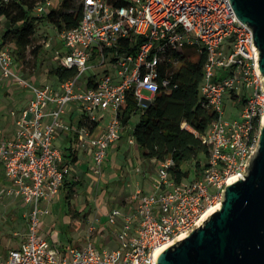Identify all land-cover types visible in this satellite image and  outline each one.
<instances>
[{
	"label": "built area",
	"instance_id": "built-area-1",
	"mask_svg": "<svg viewBox=\"0 0 264 264\" xmlns=\"http://www.w3.org/2000/svg\"><path fill=\"white\" fill-rule=\"evenodd\" d=\"M127 1L113 6L108 0H82L79 26L58 32L61 46L52 58L53 68H74L77 75L57 87L30 84L19 71L22 67L14 66L12 50L0 49L2 78L34 96L23 111H11L16 128L12 137L0 127V165L10 183L8 195L30 208L25 240L0 264H157L160 250L193 232L208 210L222 205L228 181L247 174L264 120L263 76L256 63L259 51L253 46L252 30L238 19L229 0ZM52 8V1L45 0L34 15L43 16ZM126 39L138 43L135 53L118 52ZM44 44L48 50L47 37ZM188 47L206 55L200 103L216 116L202 137L210 154L200 177L177 183L170 172L174 161L168 159L158 165L153 192L137 191L134 212L113 209L109 213L113 227L123 220L114 233L118 248L100 250L91 237L83 247L62 251L52 247L40 235V219L51 213L72 161L55 145L59 132L73 134L87 147L93 173L101 175L109 151L122 139L119 113L128 97L143 108L150 105L160 88L170 85L161 76L167 55ZM92 62L96 65L90 66ZM107 62L116 66L114 76L96 77L93 87L80 85L90 67ZM226 96L243 105L238 118L225 119ZM70 106L75 115L71 124L66 121ZM104 112L112 117L100 136L93 137L89 127L79 126L80 120L101 125ZM183 128L192 130L187 123ZM130 144H136L132 136Z\"/></svg>",
	"mask_w": 264,
	"mask_h": 264
},
{
	"label": "trees",
	"instance_id": "trees-1",
	"mask_svg": "<svg viewBox=\"0 0 264 264\" xmlns=\"http://www.w3.org/2000/svg\"><path fill=\"white\" fill-rule=\"evenodd\" d=\"M42 2L45 0H0V17L8 23V28L0 40V49L13 45L14 49L11 50L18 64L25 66L30 53L34 58L39 57L41 46L35 47L31 52L38 30L37 21H46L60 32L77 28L83 18L82 2L74 5L73 0H62L59 9L54 8L43 16H35L37 5ZM108 2L113 6H124L128 3L127 0ZM137 49L138 43L126 39L123 47L118 48V52L135 53ZM195 54L197 55L196 51L186 49L168 54L162 65L161 76L167 77L170 85L161 87L152 103L145 108L141 107L134 97H128L119 113L123 132L128 129L133 117L139 116V121L130 135L135 139L140 156L146 160H155L158 164L172 159L174 167L170 170L171 177L177 183L190 179L192 173L194 179L200 177L203 164L207 162L210 154V148L202 137L216 119V116L204 109L200 103L206 55L198 54L199 57L195 60ZM95 56L97 54L94 58ZM115 60V57L111 58V62ZM49 74L56 78L58 83H62L74 78L77 70L52 68ZM95 80L96 76L89 77L87 86H95ZM184 123L198 135L183 128ZM79 126H86L95 131L100 122L80 120ZM64 156L74 163L78 158L77 151L73 148L67 149ZM79 185L78 182H65L64 187L71 195Z\"/></svg>",
	"mask_w": 264,
	"mask_h": 264
},
{
	"label": "crops",
	"instance_id": "crops-1",
	"mask_svg": "<svg viewBox=\"0 0 264 264\" xmlns=\"http://www.w3.org/2000/svg\"><path fill=\"white\" fill-rule=\"evenodd\" d=\"M52 5H53L52 9L54 8L59 9L60 7L59 5V7L56 8L53 2ZM0 23L2 24L0 26V28H2L0 30V40H1L5 30L8 28V23L2 17H0ZM46 37L47 36L45 35V39ZM23 67L21 68V70L19 69V71H22ZM52 68L53 66L52 67L50 66V69ZM29 76L31 77V79H35L36 86L47 85L44 80V76H41L39 74L38 69H36L34 76L31 75ZM57 84L58 82L56 80V83L51 85L57 87ZM23 89L24 88L20 87L18 84L14 83L10 79H3L0 71V124L4 125L5 127L4 130L7 133L12 129L13 131L15 130V126L12 124L13 123L12 117H11L12 123L11 121H7L9 110L13 108L11 106H8V103L9 102L11 103L12 100L11 98L13 97L14 94H17L18 92H20V90ZM24 90H29V89H24ZM30 92L31 93L29 98L24 99L22 94L21 95L22 98L20 99L19 96L18 97L19 100L15 101V103L17 104V108L15 109H17V111H23L25 108L28 107L30 101L34 97L33 92L32 91ZM1 102H4V104H1ZM73 110H74L73 106H70L68 108L69 115L66 118V121L68 123H70L69 121L71 119L75 118V115L74 116L72 115ZM111 117L112 115L110 112L105 113L106 121L103 124H101L95 131H93V137H98L102 134L105 125L111 119ZM8 123L12 124L11 128L7 127ZM131 132L132 129L123 132L121 141L111 148V150L108 153L106 164L103 168V172L101 175H95L93 173V160L90 157L87 147L80 145L77 137H75L73 134L59 132L55 140L56 147L60 148L64 153L66 152L67 149L70 148H73L74 150L77 151V157H78L77 161L75 163L73 162V160L71 161V164L69 165L70 173L67 176V181H66L67 184L76 183V182L80 183L79 187L76 188L82 190L80 196H77L76 199L74 198L71 199V202L69 204L70 208L75 213H78L80 216H84L85 214H88V211L89 213H91L95 209V207L92 206L93 202L98 203L102 201L103 205H101L100 211L103 213V215H105V218L107 217L106 218L107 220L109 213L113 209H120L125 213L134 212L138 206V203L134 201L135 195L138 190H141L144 193L153 192L155 180L157 179V168L159 164L155 160H146L143 159L141 156L140 159L142 160L139 161V159L136 158V164L134 163V159L130 158L129 152L127 151L131 148V146L137 145V144L135 145L130 144ZM7 133L6 135L8 136ZM127 138H128V143L126 142ZM136 150H138V147L136 148ZM129 159L132 162H130ZM146 161L148 162V165H146L147 164ZM144 165H146V168L143 171L141 167ZM0 184L7 185L5 186V188L6 187L8 188L10 186V183L6 180L4 169L2 168L1 165H0ZM97 189L99 190L98 194L96 193ZM66 191H68V189H65V187L63 186L60 193L53 200V203L51 205V213L47 216L42 217L43 221L40 223L41 231L43 230L46 233L44 234L47 236L45 238L48 240V242L52 247L57 248L59 251L72 248L68 246L67 243L64 242V240L62 241L60 239L59 234L55 232L58 226L60 227V229L64 228L69 224L70 226H73L72 219L69 216V214H65L62 218V223L60 222L59 214L61 212L59 211L61 210V205L68 203L71 196L68 193H66ZM13 198L15 202L18 201L24 208L30 210L29 206L27 205L25 206L22 203L21 199L15 197ZM104 205H105V210H102ZM119 224L120 226L115 227L114 230L110 229V232H112L113 236L114 233L117 232L120 229L121 225L123 224L122 219L119 220ZM94 228L100 229L101 225L99 224L98 227H94ZM99 233H102V235L104 234L107 235L108 230L104 226L103 228H101ZM26 236H27V228H26V233H24L23 236H21L22 242L25 240ZM89 238L90 235L86 236L85 243L82 246H84L89 242L88 240ZM92 241H94L95 244L97 243L95 239H92ZM113 242L119 245V242L115 236ZM82 246H78V247H82Z\"/></svg>",
	"mask_w": 264,
	"mask_h": 264
},
{
	"label": "water",
	"instance_id": "water-1",
	"mask_svg": "<svg viewBox=\"0 0 264 264\" xmlns=\"http://www.w3.org/2000/svg\"><path fill=\"white\" fill-rule=\"evenodd\" d=\"M253 32L264 87V0H229ZM243 179L228 181L222 205L156 257L157 264H264V120Z\"/></svg>",
	"mask_w": 264,
	"mask_h": 264
},
{
	"label": "rangeland",
	"instance_id": "rangeland-1",
	"mask_svg": "<svg viewBox=\"0 0 264 264\" xmlns=\"http://www.w3.org/2000/svg\"><path fill=\"white\" fill-rule=\"evenodd\" d=\"M56 8L59 7L60 3H62V0H51ZM74 1V5H79L82 0H73ZM37 16V15H35ZM2 24L0 23V26ZM37 34L35 37V42H34V46L31 48V52L32 50L35 49V47L37 46H41L42 50L39 54L38 58H34L33 55L30 53L28 58H27V63L25 65V67H23L24 65L22 63L20 64V67H23L21 73L23 74V76L27 79V81L30 84L35 85L36 81L35 79H31V76H34L36 69H38L39 74L41 76H44V80L46 82V84L51 85L56 83V78H54L53 76H50L49 71L50 66L52 67L53 65V60L52 58L54 57V52L56 51V48H59L61 46V40L59 38V33L57 31V29L50 23L44 21V22H40L37 21ZM2 28H0L1 30ZM45 35L47 36V39L50 43V47L48 48V50L45 48ZM8 47L10 49H14L13 45H8ZM47 50V51H46ZM186 50L188 51H196L195 48L193 47H188ZM197 53V52H196ZM48 57V58H46ZM198 53L197 55H193V58L195 60L198 59ZM16 62V61H15ZM16 64H18L17 62L14 64V66L16 67ZM96 65V62H92L90 64V66ZM50 69V70H49ZM115 69L116 66L112 63L107 62L104 65H100L97 67H90L88 69V71L84 74V76L81 78V80L79 81L80 85L82 87H86L87 86V79L89 77L92 76H96L98 78H102L104 77L106 74H110L111 76L115 75ZM15 70V69H14ZM21 70V69H20ZM30 91L29 90H20V92H18L17 94H14L13 97L11 98V103H8V106L13 107L12 109L9 110V115L7 117V121H11L12 123V119H11V111L15 110L17 111V104L15 103V101H18V97L20 96V99L22 98L21 95L23 94V98H29L30 97ZM1 104H4V102H1ZM11 104V105H10ZM16 104V105H15ZM7 105V104H6ZM243 107V105H239L237 102L232 101L230 96H226L225 97V119L226 120H232L234 118H238V113L239 110ZM19 112V111H17ZM105 113V112H104ZM101 113H98V115H100ZM80 116V114H79ZM106 121V119H104ZM101 121V124H103L105 121ZM139 121V116H135L133 117V119L131 120V123L127 129H133V127L135 126V124ZM14 125V123H12ZM12 124L8 123V128H11ZM1 128L5 129L4 125H1ZM16 129V128H15ZM10 130L7 134L8 136H13V131ZM126 142L128 143V138L126 139ZM61 145V144H60ZM131 146V145H130ZM137 146V145H136ZM136 146H131V148L129 150H127L129 152V156L130 158L134 159V163L136 164V158L139 159V161H141L142 159H140V154L138 153V150H136ZM130 162H132L129 159ZM146 165H148V162L146 161ZM146 165L142 166V170L144 171V169L146 168ZM205 165V163L203 164ZM189 167V166H188ZM194 173H192L191 178L190 179H186V181L188 180H193L194 178ZM4 183V182H3ZM2 183V184H3ZM0 184V260L1 259H5L10 250L11 249H15L17 247H19V245L22 242V237L23 234L25 233V230L27 228V220H28V216H29V209L24 208L18 201H14V198L12 196L8 195V188L5 186L7 185H2ZM113 188V187H112ZM104 190V189H102ZM81 189L76 188L73 193L70 196V200L68 203L66 204H62L61 205V210L59 212H61L59 214L60 216V222L62 223V218L65 214H69V216L72 219V223L73 226L67 225V226H63L64 228L60 229V227L58 226L57 229L55 230V232H57L60 236V239L64 242L67 243L68 246L75 248L78 246H82L85 243V238L86 236L90 235V237L92 239H95L97 241V247L102 250L104 248H109V249H116L118 248V245L113 242L114 241V236L112 234V232H110L111 230H114L115 227H113L109 222L108 219L106 220L105 215H103V213L100 211V207L101 205H103V202L100 201L98 203H94L93 202V207H95L94 211L88 214H85L84 216H80L78 213H75L71 208H70V202L71 199H76L77 196H80L81 193ZM101 191V190H100ZM66 193H68V191H66ZM96 193H99V190L97 189ZM95 201V199H94ZM136 202V200H134ZM74 204V202H73ZM59 210V209H58ZM102 210H105V205L103 206ZM70 211V212H69ZM43 221V218L40 219V223ZM101 225V228H103L104 226L107 228L108 230V234H104L102 235V233H99L101 228L99 229H95L94 227H98V225ZM41 225L39 226V232L40 235L42 237H47L46 234L43 230L41 231ZM93 229V231H91L90 229ZM22 234V235H21ZM112 239V240H111ZM86 245V244H85ZM84 245V246H85ZM83 247V246H82Z\"/></svg>",
	"mask_w": 264,
	"mask_h": 264
},
{
	"label": "bare ground",
	"instance_id": "bare-ground-1",
	"mask_svg": "<svg viewBox=\"0 0 264 264\" xmlns=\"http://www.w3.org/2000/svg\"><path fill=\"white\" fill-rule=\"evenodd\" d=\"M217 208H213V209H210V210H208L206 213H205V215H204V217L203 218H205V217H208L214 210H216ZM162 250H160V252H161ZM159 252V253H160Z\"/></svg>",
	"mask_w": 264,
	"mask_h": 264
}]
</instances>
